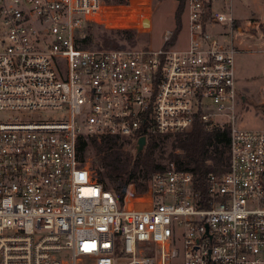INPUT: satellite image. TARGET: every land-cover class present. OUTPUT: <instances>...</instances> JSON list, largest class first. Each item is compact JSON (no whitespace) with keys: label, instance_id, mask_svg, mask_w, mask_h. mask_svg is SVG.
I'll list each match as a JSON object with an SVG mask.
<instances>
[{"label":"built area","instance_id":"2783aa9c","mask_svg":"<svg viewBox=\"0 0 264 264\" xmlns=\"http://www.w3.org/2000/svg\"><path fill=\"white\" fill-rule=\"evenodd\" d=\"M232 3L186 0L182 47L167 30L159 49L104 50L77 47L108 22L100 0H0V264H264V129L236 126V51L212 31L235 29ZM42 110L57 117L2 115ZM196 117L229 130L226 172L203 189L170 163L118 202L78 150Z\"/></svg>","mask_w":264,"mask_h":264},{"label":"rangeland","instance_id":"374dc122","mask_svg":"<svg viewBox=\"0 0 264 264\" xmlns=\"http://www.w3.org/2000/svg\"><path fill=\"white\" fill-rule=\"evenodd\" d=\"M126 2V8L112 7L120 5L111 3L107 5L111 7L103 8L108 22L105 25L86 23L82 28L83 35L86 32V27L93 36L100 35L102 32L108 33L107 31L135 29L133 43L127 44L119 41L117 42L119 47L153 50L162 47L165 31L175 30V14L180 3L176 0H126ZM148 3L150 11L148 10ZM232 8L236 23L232 33L230 34V29L225 28L224 25H212V31L225 44H229L230 37H232L236 51L234 55L235 82L238 94L235 105L236 126L244 130H262L264 129V0H233ZM181 20L183 23L184 12ZM93 45H97V47H92ZM99 45L100 43L95 40L92 46L87 47V49H118L103 48ZM174 45L175 47L185 45L184 29H182ZM2 115L14 117L19 122L26 123L47 121L57 117L54 111L47 110L4 112ZM122 148L129 152L132 150L130 147H125L124 144H122ZM171 152L172 139H159V147L156 148L153 156L166 168L172 163L169 161ZM83 159L93 170H97L89 148L86 149ZM147 179L146 181L139 180V182L145 183V190ZM126 192L142 194L145 191L139 193L130 185Z\"/></svg>","mask_w":264,"mask_h":264},{"label":"trees","instance_id":"16d2710c","mask_svg":"<svg viewBox=\"0 0 264 264\" xmlns=\"http://www.w3.org/2000/svg\"><path fill=\"white\" fill-rule=\"evenodd\" d=\"M104 5L116 4L126 6V0H100ZM178 4L175 14L176 27L172 39L165 43V48L172 47L183 28L181 16L185 9L186 0H176ZM180 16V17H179ZM236 23L234 22V27ZM83 39L77 41L78 48H87L97 40L103 48H122L117 42L132 44L135 29L102 32L93 36L86 27ZM97 47L93 45L92 47ZM159 139H172V152L169 161L178 170L189 171L193 174L199 187L203 189L205 176L209 172L223 174L228 166L229 130L206 131L196 117L191 126L175 135L150 136L146 139L143 148L136 152L133 142L118 139L113 136L89 138L79 143L78 150L82 157L87 148L91 150L97 168L96 173L105 190H109L118 202L121 201L128 186H133L137 192L145 191V183L153 172L165 169L156 161L153 154L159 147ZM130 147L131 152L124 150Z\"/></svg>","mask_w":264,"mask_h":264},{"label":"water","instance_id":"95a60500","mask_svg":"<svg viewBox=\"0 0 264 264\" xmlns=\"http://www.w3.org/2000/svg\"><path fill=\"white\" fill-rule=\"evenodd\" d=\"M145 144V139L143 137H140L139 139H137L136 143H135V150L136 152H139L142 147Z\"/></svg>","mask_w":264,"mask_h":264},{"label":"crops","instance_id":"0c3cea01","mask_svg":"<svg viewBox=\"0 0 264 264\" xmlns=\"http://www.w3.org/2000/svg\"><path fill=\"white\" fill-rule=\"evenodd\" d=\"M233 4V3H232ZM105 8H109L111 6H104ZM112 7H116V8H126V6H112ZM148 10H149V3H148ZM150 11V10H149ZM238 31H240V29H238Z\"/></svg>","mask_w":264,"mask_h":264}]
</instances>
